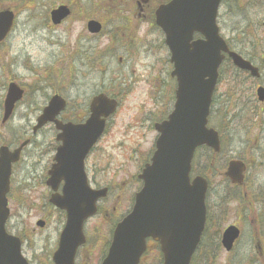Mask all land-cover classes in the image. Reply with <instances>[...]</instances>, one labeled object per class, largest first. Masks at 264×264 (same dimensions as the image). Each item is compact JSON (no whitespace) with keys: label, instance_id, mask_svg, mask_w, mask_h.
<instances>
[{"label":"rangeland","instance_id":"rangeland-1","mask_svg":"<svg viewBox=\"0 0 264 264\" xmlns=\"http://www.w3.org/2000/svg\"><path fill=\"white\" fill-rule=\"evenodd\" d=\"M27 1L0 0V12L10 10L16 14L12 32L0 44V146L12 149L29 139L34 117L55 91L61 90L68 114L73 116L82 112L83 105L96 93L123 97L120 112L112 118L113 126L86 167L91 188H108V197L100 205L106 204L107 213L113 208L114 211L106 222L94 217L85 225L93 247L88 252L81 249L84 254L76 264H82L83 260L99 264L106 254L111 230L129 213L133 196L139 190L135 178L148 162L156 138L153 120L162 109L164 116L171 111V105L166 104L173 84L169 78L168 53L161 33L148 16L152 3L163 0ZM61 5L69 7L70 15L59 26H52L49 13ZM91 20L102 25V34H87L85 26ZM263 21L264 0H221L216 25L222 39L236 52L240 43L246 48L264 41ZM218 75L213 99L221 103L226 99L225 91L230 88L233 73L226 66L222 71L219 69ZM11 82L24 91V97L12 117L1 124L6 87ZM224 105L237 111L236 120L219 121L220 104L213 103L207 119L208 128L216 132L219 129L224 141L223 161L218 163L215 159L210 165L211 155L199 150L194 170L209 183L206 195L209 211L219 216V209L214 206H222L225 218L221 226L211 231L206 223L202 240L205 246L197 251L192 264H261L264 248L259 258L252 243L255 224L247 219L252 208L241 198V190L230 186L222 174L229 158L240 156L248 165L255 155L251 149L264 148V112L254 115L255 105L246 104L240 109L242 112L239 105L230 102ZM250 125L254 127L250 129ZM51 144L53 136L49 130L39 131L12 171L6 230L15 236L23 235V256L30 264H50L46 253L53 248L58 229L63 226L61 214L46 205L49 190L44 179L53 157ZM246 186L243 193L257 199L254 211L259 214L258 222H262L261 230L259 225L258 229L264 245V170L251 166ZM235 213L244 216V220L238 221ZM37 221L45 223L43 229L35 226ZM229 225L239 229L240 240L230 254L216 253L213 249L219 234L215 230ZM141 264H159L156 252L149 250Z\"/></svg>","mask_w":264,"mask_h":264},{"label":"water","instance_id":"water-1","mask_svg":"<svg viewBox=\"0 0 264 264\" xmlns=\"http://www.w3.org/2000/svg\"><path fill=\"white\" fill-rule=\"evenodd\" d=\"M220 0H171L155 13V23L165 36V45L174 66L171 75L176 78L177 91L174 112L159 131L151 164L139 177L143 188L135 196L130 214L113 232L112 242L102 264H138L145 251V240L152 239L160 245L163 264H189L204 226V198L206 183L195 179L188 184V171L193 151L206 146L215 152L218 143L212 130L206 129L210 98L217 78V69L224 54L233 65L248 70L256 76V70L228 51L218 36L215 17ZM66 8L50 13L53 25H58L68 16ZM13 24V14L0 12V42L4 40ZM264 28V24H263ZM90 34H98L100 26L87 24ZM197 33L203 40L192 41ZM21 91L10 85L4 102L5 121L14 104L20 100ZM263 100L262 91L258 92ZM63 108V103L52 101L37 128ZM115 105L97 99L92 105V117L83 128L62 129L57 140L62 147L57 149L55 165L48 173L46 186L52 191L49 204L65 212L66 223L59 240L58 251L53 257L55 264H72L76 249L84 243L83 222L95 214V204L104 198L106 190L92 191L87 187L83 172V160L102 132L99 116L113 113ZM20 148L9 154L0 150V264H25L19 254V242L4 232L8 217L5 196L11 164L17 162ZM243 169L230 164L226 176L232 184L240 185ZM63 183L60 195L58 186ZM42 227V225H38ZM237 238V232L227 229L222 237V246L229 251Z\"/></svg>","mask_w":264,"mask_h":264},{"label":"flooded vegetation","instance_id":"flooded-vegetation-1","mask_svg":"<svg viewBox=\"0 0 264 264\" xmlns=\"http://www.w3.org/2000/svg\"><path fill=\"white\" fill-rule=\"evenodd\" d=\"M137 6L141 7L142 5H138V3H137ZM143 8H144V6H143ZM194 38L197 39V36H195ZM241 44L242 43H240V47L237 50L236 54H238L243 60L249 62L254 68H256L258 70L260 76L258 78H251L247 72H240V71L237 70V75L242 77L243 80L241 81V83H237L236 85H234L232 87V90H231V97L232 98L231 99L233 101H231V103L235 104V106L239 105V110L242 107H246V104H249V105H252V106L255 105L258 108V109L254 108V110H256L255 111L256 113H260L262 110L264 112V109L262 108V106H264V102L263 103H258L257 99H256V95H255V91L258 88H262L263 91H264V41H260L258 44L249 45V46H247V48L243 47ZM245 49H248V51H245ZM167 63L169 64L168 58H167ZM172 82H173V84H172V87H171V92H170V95H169V99L166 101L167 105H169V104L171 105V111L166 116H164V114H165V110L164 109H162L160 112H158V114H157L158 117H156L153 120V124H152L153 126L156 125V124L157 125L161 124L162 122L166 121L167 118H168V115L173 111V108H174V105H175V84H174V81H172ZM244 82H245V84H244ZM248 93H250V95H248ZM225 96H227V94H225ZM221 103H223V102H221ZM242 111H243V109L240 110V112H242ZM222 112L226 116L230 115L231 117L229 116L228 118H230L232 121L236 120V118L238 116L237 111L231 109L228 106H225L223 108ZM83 115L85 117V113L83 111L77 113L74 116L70 115V114H68V110H67V107H66L64 112L58 116L57 120L60 123H62V124H73V125H76V124L80 123V120L83 117ZM160 116H163V117H160ZM244 123L247 124L246 121H244ZM110 126H111V121L109 120V121H107V128H109ZM253 127H254L253 125L249 126L250 129H252ZM50 129H53V127L52 126H47L44 129H42V130H43V132L46 131V130H49V132L51 134V137L53 136V144H51L50 147H51V152H54V150L60 144H59V142H57V139H56V136L58 135V133L56 131H54V130L50 131ZM152 132H153V134L155 133V135H156V138H155V141H156L157 138H158V134L155 132V127H154V129L152 127ZM155 141H154V143H155ZM222 150H223V148H220V154L218 156H216V161L218 163H220L219 161H223V152H222ZM251 150L255 153V155H253L250 158V160L248 161V163H249L248 165L245 163V161L240 156L229 158L227 161H225V168H226V166L228 165V163L231 160L239 161V162L244 164V167H245V170H244V181H243L244 188L247 187L246 184H247V181H248V174H249V171L251 169V166L254 167V168H258V169H263L264 170V148H261V147H257L256 148V147H254ZM197 160H198V158H196L195 162ZM51 161H52V158H51ZM88 165H89V163L87 164V161H86L85 169H86V167H88ZM194 166H195V164H194ZM192 176H196V175L193 174ZM192 176H190V177H192ZM137 181H138V179H137ZM138 182L140 183V181H138ZM241 196H242L243 200L247 201V205H250L251 208L254 209V203L255 202L257 203V199L256 198H252L253 199V205H252V199L248 198L246 193L241 194ZM103 201L104 200H101L99 202V205ZM208 203L205 202V205H206V219H205V222L207 223L208 231H211L213 227H218V226L222 225L225 216L222 215V206H214L215 209H219V216H218L217 213H212L211 209L209 211L210 206H209ZM222 204H223V202L221 201L220 205H222ZM104 205H106V204H104ZM104 205H101L102 206V208H101L102 209V213L100 212V214H101V216H102V218L104 220H109L110 213L107 214L106 209L104 208ZM98 210H99V208H98ZM112 211H114V208L112 209ZM254 213H255V216H254L253 222L258 224L260 226V230H261L262 222H258L259 214H257L256 211H254ZM61 214H62V212H61ZM235 214L238 216L237 217L238 221H240V219L244 220V216H240L237 213H235ZM61 217H62L61 218L62 224H64V218H63L62 215H61ZM228 227H234L237 230V232L239 233L237 242L234 244L231 252L234 250V248L236 247L237 243L240 240V231L234 225H229V226H227L225 228L220 227V230L216 229L215 231H218L217 234H219V238L216 241V245H215V247L213 249V250H215L216 253L218 251H221V237H222V233ZM62 228L63 227H60V229H58V234L55 237V240H54V246L55 247H57L58 240H59V237H60V234H61L60 232H61ZM252 243H253V247H254V239H253V237H252ZM146 245H147V252L149 251V249L150 250L153 249V251H155L156 253L158 252V245L157 244H154L151 241L147 240ZM202 246H205V245H202ZM208 248H209V246H208ZM85 250H86V248H85ZM50 251H51V249H49L48 252L46 253V257L50 255L49 254ZM86 251L88 252V250H86ZM206 252L210 253L208 249L206 250ZM231 252L225 253V254H230ZM82 253L83 252L80 251L78 253L77 257L80 258L82 256L81 255ZM157 257H158V261L160 262L161 258H160V256H158V253H157ZM260 257H262V256H259V258ZM78 261L79 260H77V262ZM49 263H50V259H49ZM260 263L264 264V259L263 258L260 259ZM82 264H87V261L83 260Z\"/></svg>","mask_w":264,"mask_h":264},{"label":"trees","instance_id":"trees-1","mask_svg":"<svg viewBox=\"0 0 264 264\" xmlns=\"http://www.w3.org/2000/svg\"><path fill=\"white\" fill-rule=\"evenodd\" d=\"M26 3H28V1H27V0H26ZM19 8H20V9H22V8H21V6H19Z\"/></svg>","mask_w":264,"mask_h":264}]
</instances>
